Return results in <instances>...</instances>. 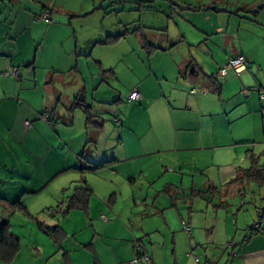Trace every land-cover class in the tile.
Masks as SVG:
<instances>
[{
	"label": "crops",
	"instance_id": "crops-1",
	"mask_svg": "<svg viewBox=\"0 0 264 264\" xmlns=\"http://www.w3.org/2000/svg\"><path fill=\"white\" fill-rule=\"evenodd\" d=\"M236 56L245 69L219 78ZM260 155L264 0H0V223L25 264H139L135 242L153 264H264V188L233 182Z\"/></svg>",
	"mask_w": 264,
	"mask_h": 264
},
{
	"label": "trees",
	"instance_id": "trees-1",
	"mask_svg": "<svg viewBox=\"0 0 264 264\" xmlns=\"http://www.w3.org/2000/svg\"><path fill=\"white\" fill-rule=\"evenodd\" d=\"M120 38L121 36L110 37L109 43L115 42ZM72 108H79L83 111L86 126L100 127V125H98V123L95 121L96 117L92 114L90 105H87L86 103H77L76 101ZM238 181L253 182L259 188H264V164L259 163V157L251 159V166L248 169L239 170L238 177H236L233 182ZM90 196L91 191L87 187L85 189H78L75 191L74 195L70 199V206H75L76 208H81L85 210L87 206V201ZM78 205H80V207ZM259 212V220H261L262 218H264V208ZM9 227L10 225L7 221L0 223V251L7 253V259L13 258L20 247L18 238L10 233ZM39 227L45 235L54 238V230L46 229L44 227H41V225H39Z\"/></svg>",
	"mask_w": 264,
	"mask_h": 264
},
{
	"label": "built area",
	"instance_id": "built-area-1",
	"mask_svg": "<svg viewBox=\"0 0 264 264\" xmlns=\"http://www.w3.org/2000/svg\"><path fill=\"white\" fill-rule=\"evenodd\" d=\"M34 21L44 22L46 24H49L51 22V19L49 17V14L45 13V14H42L38 17H35ZM245 67H246V60L241 56H236V57L229 59L225 63V65H223L218 70L217 76L219 78H223L230 71H233L235 73H239V72L243 71L245 69ZM6 75H11L14 78H17V71H16V69L11 68L8 70ZM139 99H140V95L137 91H133L130 93L129 101L136 102ZM115 122H118V121L115 120ZM102 220L106 221V219L103 217H102ZM259 226H260V224H256L255 228L259 227ZM182 230L184 231V233H186L188 235L190 228L186 223H182ZM133 262L139 263V264H153L151 257L149 256L147 250L145 249V247L141 243H137V242L134 243V260H133ZM193 263L194 264H216V263L211 262V261L202 260V258L200 256H194L193 257Z\"/></svg>",
	"mask_w": 264,
	"mask_h": 264
},
{
	"label": "rangeland",
	"instance_id": "rangeland-1",
	"mask_svg": "<svg viewBox=\"0 0 264 264\" xmlns=\"http://www.w3.org/2000/svg\"><path fill=\"white\" fill-rule=\"evenodd\" d=\"M111 4V3H110ZM160 4V3H159ZM161 6V5H160ZM112 7H115V5L113 6L112 5ZM108 12H109V14H111V16H110V19H108L106 22H105V25L106 26H109V25H111V26H117L118 25V23H116V21H114L113 19H111V17H115V16H117L118 14V12H115V11H113L112 10V8H111V6L108 4ZM113 15V16H112ZM98 23L96 24V25H100V21H97ZM125 22V21H124ZM125 33H127V32H125ZM125 33H124V35H125ZM130 34V33H129ZM128 34V35H129ZM190 40H193V41H195L196 39H190ZM196 42V41H195ZM174 46H177V45H174ZM80 70H81V68H79ZM119 70V69H118ZM87 71V73H88V70H86ZM122 74V73H121ZM72 76L71 75H68V76H66L65 78H64V83H61V82H59L58 84L62 87V88H66V83L67 82H70L71 80H69L70 78H71ZM82 78L83 77H78V78H76V82H75V80L74 81H72V83H70L71 85H73L74 86V84H79V82H81L82 81ZM91 81V78L89 77V82ZM75 82V83H74ZM127 82L129 83V82H131V80L130 79H128L127 80ZM86 84H87V87H88V90L90 91V94H91V87H90V84L91 83H87L86 82ZM71 85H69V88L71 87ZM90 88V89H89ZM116 89H117V87H116ZM82 93H80V94H78V96H77V99H78V97L81 95ZM90 94H89V96H90ZM84 96V95H83ZM122 99H124V96H123V98ZM110 105V104H109ZM109 117H110V115H108V116H106V118H104V119H106V120H109ZM259 163L260 164H264V156H262V155H260V157H259ZM239 184H238V186L240 187V185H244L246 188H249V187H252V189H253V193L254 194H256L257 192H256V190H255V188L257 187V188H259L256 184H254L253 182H249V181H240V182H238ZM50 190H51V188H50ZM262 190H264V189H262ZM257 195V194H256ZM27 197H30V196H27ZM260 197V196H259ZM241 198H238V204L239 203H241V205H242V202H241V200H240ZM255 201L258 203V204H262L261 202H264V200H261L260 201V199L258 198V196H256L255 197ZM246 202H248V205H246V206H244V205H242L241 207H242V209H241V211L240 212H238V214H239V216H242V215H247V217H249L248 218V222H250V217H251V220H252V214H253V210H254V208H253V205H254V201L253 202H251V201H249V198L247 197V199H246V201L244 202V203H246ZM247 204V203H246ZM253 209V210H252ZM48 211H50V212H53V210L51 211V210H48ZM48 211H43V213L45 214L46 212H48ZM56 212V211H55ZM47 214V213H46ZM239 216H237V217H234V220L235 219H237V220H239L240 218H239ZM43 217L45 218V216L43 215V216H41V220L43 219ZM236 220V221H237ZM260 221H264V218H262ZM47 239H49V237H46ZM55 239H57L56 237H55ZM49 240H51L52 242H53V239H49ZM23 242H22V244H23V246H22V244H21V242H20V248H21V255H19V259L15 262V264H25L26 262H27V258H29V256H28V254H29V251L27 250V247H29V242L28 241H24V240H22ZM0 262H2V264H5V262L2 260V261H0Z\"/></svg>",
	"mask_w": 264,
	"mask_h": 264
},
{
	"label": "water",
	"instance_id": "water-1",
	"mask_svg": "<svg viewBox=\"0 0 264 264\" xmlns=\"http://www.w3.org/2000/svg\"><path fill=\"white\" fill-rule=\"evenodd\" d=\"M193 68H191V70H190V73H192L193 72ZM77 103H85V100H84V96L81 94L79 97H78V99H77Z\"/></svg>",
	"mask_w": 264,
	"mask_h": 264
}]
</instances>
